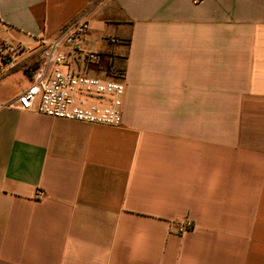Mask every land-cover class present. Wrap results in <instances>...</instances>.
Wrapping results in <instances>:
<instances>
[{"label":"crops","instance_id":"1","mask_svg":"<svg viewBox=\"0 0 264 264\" xmlns=\"http://www.w3.org/2000/svg\"><path fill=\"white\" fill-rule=\"evenodd\" d=\"M82 14L120 127L11 105ZM2 44L0 264H264V0H0Z\"/></svg>","mask_w":264,"mask_h":264},{"label":"built area","instance_id":"2","mask_svg":"<svg viewBox=\"0 0 264 264\" xmlns=\"http://www.w3.org/2000/svg\"><path fill=\"white\" fill-rule=\"evenodd\" d=\"M191 1L197 5L203 0ZM89 28L87 17L82 14L65 24L53 40H39L44 48L31 73V83L11 105L20 111L70 122L120 127L125 91L119 81L122 76L111 64L102 70L103 56L83 49ZM109 42L116 44L117 40ZM24 53L23 49L2 44L0 66L15 68ZM74 60L82 61L83 66H97L102 76L88 77L73 72L69 64ZM192 229L193 222L185 219L178 223L177 232L184 234Z\"/></svg>","mask_w":264,"mask_h":264},{"label":"rangeland","instance_id":"3","mask_svg":"<svg viewBox=\"0 0 264 264\" xmlns=\"http://www.w3.org/2000/svg\"><path fill=\"white\" fill-rule=\"evenodd\" d=\"M84 67H85V68H88L87 71L90 70V69H97L98 71L101 70V69L97 68V66H96V67H95V66H92V67L84 66ZM85 68H84V69H85ZM101 68H102V66H101ZM102 70H103V68H102ZM119 73H121V72H119ZM91 74H94V73L92 72ZM118 75H119V74H118ZM121 76H122V75H121Z\"/></svg>","mask_w":264,"mask_h":264}]
</instances>
